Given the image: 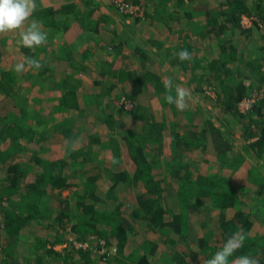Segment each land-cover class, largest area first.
Masks as SVG:
<instances>
[{"label": "trees", "instance_id": "trees-1", "mask_svg": "<svg viewBox=\"0 0 264 264\" xmlns=\"http://www.w3.org/2000/svg\"><path fill=\"white\" fill-rule=\"evenodd\" d=\"M57 1V4L52 2L36 7L31 18L41 22L44 32L55 34L56 37L52 38L49 46H40L35 49L18 46L24 51L25 57L34 59L36 58L33 56V51L36 50L38 53L45 48L46 51L43 50L45 55L48 53L51 58H54L56 65L63 67L62 72H67L65 77L60 79L62 90H54L50 96L51 107L44 108L49 110L51 116H55L57 106L82 108L76 88L78 83L80 85L83 83V77L67 71L72 67L73 57L63 58L58 52L66 43L57 32L67 31L72 21H81L84 24L85 22L81 19L75 0ZM128 1L143 4L145 7L146 4L151 5V12H146L147 17L160 20L164 26L166 24L169 31L177 32L176 42L167 46L164 52L167 62L176 74L172 95H175V86L179 85L190 91L192 100L189 102L188 109L179 111L174 104L169 105L165 102L164 82H156L162 91L160 106L150 112L140 107L136 109V106L129 109L135 117L142 119L144 135L141 138L137 137V134L128 128L126 133L120 136L125 143L123 152L127 157V165L131 166L132 174L117 170L112 175L113 179L119 177L126 181L131 177L135 185L138 181L144 184L146 195L142 198L140 196L138 202H132L131 209H121L119 203L99 209L95 206L100 200L99 195L94 191L97 177L90 173L83 174L86 156L80 153L81 149L66 148L64 144L66 140L63 142L60 138L52 140V145L48 147L38 143L41 134L47 130L63 132L65 137L68 132L76 131L67 130L68 127L62 126V122H59L57 126H50L48 119L40 117L39 112L29 115L28 110L25 111L26 107L20 103L19 90L11 88L15 80L14 67L11 68L4 62L6 61L5 50L10 49L6 46L5 36L0 35V93L9 94L18 106V113L13 121H5L0 115V139L6 137L10 140L8 149L10 153L18 152L24 147L30 149L28 157L30 161L26 168L19 166L17 160L10 158L4 172L8 175L9 181L0 186V252L6 264H46V259L49 257L51 258L49 264L95 263L91 248L79 247L72 251L67 248L57 250L53 245L63 242L65 237L49 238L40 236L36 232L45 220L51 223L56 222L57 228L64 230L63 217L68 216L70 200L60 198L55 201L57 206L50 208L46 202V194L50 192L47 187L59 190L67 188L69 185H74L76 177L79 178L83 187L76 188L74 194L78 199L77 203L81 206V211L88 214L89 218L87 224L80 227V231L75 223L71 231L76 233L77 238H82L85 231L91 227L101 223L106 224L107 243L116 245V251L121 253L119 264H158L152 261L147 253L158 255V260L163 257L169 258L166 264H205V261L220 250L233 233L243 229L247 236L244 245L229 258L230 264H234L237 257L248 255L253 251L259 241L258 238H251L249 235L254 219L251 208L246 203H242L240 196L244 189L240 190L225 184L220 176L219 168H222L224 163L236 162V157L232 153L233 148L224 131L215 126V122L207 116L208 109L198 110L193 102L206 107L205 98L208 97L207 92H210L215 96L212 100L214 104L219 105L220 110L233 112L238 110L237 104L242 98L252 92L255 93L256 89L264 85V43L257 45L252 42L248 50H243L236 45V38L233 37V33H237L235 31L246 33L247 29L243 28L240 22L242 14L254 13L256 16L254 31L260 32V37L264 38V0ZM183 8L186 11L182 15ZM194 12L197 13L196 25L191 24L192 17H196ZM171 21L174 23L171 24ZM84 24L86 36L83 40H86L88 44L82 49V60L92 54L97 47L109 45L105 44L104 36L99 37L100 28L97 22L93 29H89L88 25ZM174 25L176 27L173 28ZM247 32L250 33L249 30ZM93 36L94 38L89 40ZM183 49L191 53L190 61L181 62L178 59L177 53ZM142 64L145 65L143 61ZM45 65L46 72L41 68L38 71L39 75L57 72L56 66L52 63ZM244 67H247L246 71ZM84 68L83 64L75 70L81 71ZM109 72L110 81H107V84L104 81L106 92L121 83L124 96L130 100L141 96L148 76L151 77L150 74H152L150 70L140 73L137 68L127 66L120 69L113 68ZM153 75L155 81H160L156 74ZM155 88L158 89V87ZM102 92L95 94L92 98L90 93L86 92L85 102L99 104L97 101L106 94ZM197 93L199 95L196 96ZM263 105L264 97L251 103L250 108L255 109L258 115L256 120L254 117L251 118V123L245 126L247 132L244 135V138L249 140L247 145L255 148L259 153L264 151ZM112 112L113 110H109V117L106 119L109 126ZM241 113L239 111V114ZM82 130L86 131L85 128ZM166 130L170 132V135L167 150L164 153L162 148ZM24 137L25 146L20 144L19 140ZM110 137V144L114 146L113 153L120 154V148L115 144L116 139L112 138L113 136ZM98 140L91 138L92 142ZM149 141H155L156 145L150 151L156 149L158 151L147 152ZM54 145L61 148L60 153L50 154L55 149ZM91 152L88 150V156L92 155ZM5 155L8 156L7 153ZM192 158L195 159L193 164ZM72 166H74L73 169L76 168L75 171L70 172ZM30 168L35 174L27 179V171ZM165 179L171 180L176 186L179 205V210L176 212L171 211L163 201L164 188L160 181ZM259 179L260 182L256 184L262 186L263 178ZM111 192V188L105 190L107 197L113 198ZM259 194L255 192L249 196L258 199L257 205L252 209H256L254 210L256 213L253 214L255 218H259V224L263 226L261 235H264V195L260 197ZM129 195L131 194L127 197ZM85 196H89V201L84 199ZM128 198L133 199V197ZM238 201L239 205H236ZM206 205L207 207H204ZM194 213L205 214L199 217L202 233L196 237L189 236L188 233L189 217L190 214L194 216ZM139 222L147 226V234H143L142 239H139L143 250L138 252L139 248H135L132 251L135 259L126 262L122 250L126 242L139 232L133 228V225ZM96 231L101 234L98 230ZM159 231L164 235L161 243L166 244L167 248L172 246L173 252L162 254L165 249H161L159 253L160 243L154 238V234ZM20 246L25 250L21 252ZM74 253H78L80 259H74ZM99 256L96 252L94 257L97 260ZM129 257H132V254ZM54 259L55 263L52 262Z\"/></svg>", "mask_w": 264, "mask_h": 264}, {"label": "rangeland", "instance_id": "rangeland-1", "mask_svg": "<svg viewBox=\"0 0 264 264\" xmlns=\"http://www.w3.org/2000/svg\"><path fill=\"white\" fill-rule=\"evenodd\" d=\"M35 2L36 7H38L42 4H49L52 2L57 4L58 1L35 0ZM75 2L79 7L81 19L85 24L81 21L70 20L72 22L67 31L63 32L59 30L57 32L61 34V37L66 43L58 52L63 58L72 56V67L67 71L77 73L79 76L83 77V83L81 85L78 83L76 88L82 108L74 109L57 106V109L54 112L55 116H51L49 110L44 109L51 107L50 96L54 90H62V81L60 79L67 74V72H62L63 67L61 65H56L54 58H51L48 53H46L47 56L45 55V48L43 49L45 51L40 50L38 53L34 50L33 56L41 62L44 71L46 67L45 64L52 63L56 66L57 72L55 71L54 74L44 73L43 75H39L38 71L33 70L25 71L22 74L14 72L15 80L12 82L11 88L12 90H19V94L21 95L20 103L26 107L25 111L28 110L29 115H32L34 112H39L38 115H40V117H46L48 119V122L51 123L50 126H57L59 122H62V126L68 127L67 130L72 129L73 131H76L68 132L66 135L67 137H65L63 132H52L51 130H47L41 134L42 136L38 139V143H43L42 145L44 147H48L52 145V140L60 138L63 142L66 140V143H64L66 148L81 149L80 153H83L86 156V162L84 163V169L82 170L83 174L90 173L97 177L94 191L97 192L100 200L96 202L95 206L99 209L104 206L111 207V205L119 203L121 209H131L130 205L132 202H138L140 196L142 198L146 195V189L141 181H138L135 185L131 177L126 181L121 180L119 177L113 179L112 174L117 170H124L130 175L132 174L131 166L127 165V157L123 152L125 149V143L120 136L125 134L127 129L130 128L132 132L137 134V137L140 136L141 138L142 135H144L142 132V119L135 117L134 113L129 109L135 106L136 109H139L140 107L149 112L156 109L160 106V99L162 98V91L156 82H164L168 77L172 78V83L175 82V71L167 62L168 59L165 57L164 52L167 46L176 42L177 32L169 31L166 24L164 26L160 20H155L153 17H147L146 12H151V5L146 4L145 7V5L140 4L142 10L139 7L134 14L124 12L118 7L119 4L117 3V0H75ZM167 9H169V7ZM181 10V14L183 15V12L186 10H184V8ZM196 14L197 13L194 12L195 16ZM243 15H247L248 18L242 22ZM242 16L240 19V22L243 25L242 27L249 30L250 33H248L247 30L246 33L235 31L237 33H233V37L236 38V45L240 46L243 50H248L252 42H255L257 45L263 44L264 38L260 37V32L254 31V23L256 21L255 14L246 13L242 14ZM134 17H139L141 19L135 20ZM95 22H97V26L100 28L98 30L99 37L104 36L105 44L108 43L109 45H101L99 48L97 47L92 54L82 60V49L88 44L86 40H83L86 36V29L83 27V24L86 26L88 25L89 29H93ZM196 22L197 16H193L191 24L196 25ZM173 23L174 22L171 21V24ZM174 27H176V25H174L173 28ZM113 29L114 31H112ZM2 36H5L6 46L10 49L5 50L6 61L4 62L6 65L13 68L17 62H21L25 58L24 51L18 47L20 46L17 43L18 33H7ZM47 36V42L43 44L42 47L49 46L52 38L55 39L56 37L55 34H49L48 31ZM93 38L94 36L90 37L89 40ZM11 41L12 43H10ZM134 47H136V49ZM142 61L145 65L142 64ZM83 64L85 65L84 69L81 71L75 70ZM126 66L129 68H137L140 73L145 70H150L152 73L150 74L151 77L148 76L143 93L139 98L134 100H130L124 96L121 83L115 85V87L111 88L109 92H106L105 90V85L110 81L109 70L113 68L120 69ZM246 68L247 67H244V71H246ZM153 74H156L160 81H155ZM104 81H106V84ZM155 87H158V89ZM102 91L106 92V94L97 101L99 104L85 102L86 92H89L92 98L95 94ZM207 94L208 97L205 98L206 107L198 102H193V105L201 111H205L207 108V116L215 122V126L224 131L225 136L228 138L229 144L233 148L232 153L236 157V162L222 163V168H219L221 169L220 176L225 181V184L232 185L234 188L240 190L244 189V192L241 191L240 197L243 201L242 203H246L251 208L252 217L254 219V225L251 227L249 235L251 238H258L259 242L263 241L264 244V235H261V229H263V226L259 224V218H255V215L253 214L256 213V209H252L257 205L258 199L250 197L251 194L255 192H259L260 197L262 194L264 195V151L259 153L255 148L247 145L249 140L244 138V135L247 132L245 126L251 123V118L254 117L256 120L258 115L255 109L252 110L250 108V105L256 99L264 97V85H261L260 88L256 89L255 93L252 92L238 102L237 106L238 110L242 112L241 114H239L238 110H234L233 112H224L220 110L218 108L219 105H217V103L214 104L212 100L215 96L210 94V92H207ZM197 95L199 94L197 93L196 96ZM191 101L192 100H190V102ZM109 110H113L109 119L110 126L106 121L109 117ZM17 113L18 106L15 105L11 96L7 93H0V115L5 121H13ZM78 128H85L86 131ZM165 133L162 148L164 153H166L167 150L170 132L166 130ZM110 136H113L112 138L116 139L115 144L120 148V154L115 155L113 153L114 146H111L110 144ZM91 138L99 140L92 142L93 140L91 141ZM19 140L20 144L25 146V137L20 138ZM46 140L48 146L45 145ZM154 142L149 141L147 143V152L153 153L154 151H158V149L150 151L156 147ZM9 148L10 140L6 139V137L1 138L0 186L9 181L8 175H5L4 172L10 158L14 161L17 160L19 162L18 165L22 167L28 165L30 161L28 160L30 152L28 147H24L20 151L14 153H10L8 151ZM53 148L55 149L52 150L50 154L60 153L61 148H58L55 145ZM88 150L92 151L91 156H88ZM5 153H7L8 156H6ZM210 156L212 157V154ZM113 157L119 161L118 164L111 163ZM194 161L195 159L192 158L191 163L193 164ZM73 167L74 166L70 169V172L75 171L76 167L74 169ZM34 174V170L30 168L27 171L26 178L29 179L33 177ZM260 177L263 178V182H261L262 186L256 184L257 182H260ZM75 180L77 183L74 182V185H69L67 188L61 190L58 188L49 189L50 187H47L50 192L46 194V202H48L50 208L56 207L57 204L55 201L60 198L68 201L70 200L68 216L63 217L64 230H59L56 222L51 223L49 220H45L43 221V225L41 227L39 226L36 232L40 236L49 238L58 236L65 237L63 242H58L53 245L57 250L67 248L72 251L74 248L79 247L85 249L91 248L93 255L92 259L95 262L94 264H119L121 262V253L116 251V245H110L107 243L106 234L108 232V227L106 224L103 225L101 223L96 227H91L89 230L85 231L82 238H77L75 236L76 233L71 231L74 223L80 231V227L85 226L89 218L88 214L81 211V206L77 203L78 199L74 194V190H76V188L80 189V187H83V184L80 183L78 177H76ZM20 183L23 185V181ZM160 184L164 188L162 195L163 201L166 202V205L171 211H178L179 205L176 186L171 180L167 181L166 179L160 181ZM107 188H111V196H113V198L110 196L107 197L105 194ZM128 194H131L128 197H133V199H129L127 197ZM29 197L31 198V196ZM16 198L18 199V196H16ZM84 199L89 201V196H85ZM24 201L28 202L26 199H24ZM236 205H239V201ZM204 207H207V205ZM204 215V213H194V216L190 214V227L188 229L189 236L196 237L202 233V229L199 225V217ZM28 225H30V223ZM133 228L139 230V232L136 236H132L130 240L126 242L122 250V254H125L126 262L135 259V254L132 253L135 248H139L138 252L143 250L140 246L139 239H142L141 237L143 234H147V226L142 224V222L134 224ZM163 237L164 235L160 231L154 234V238L160 243L161 248L158 249L159 253L161 249H165L162 254L173 252L172 246L167 248L166 244L161 243ZM23 250H25V248L23 249L21 247L20 251L22 252ZM96 252L100 255L97 260L94 257ZM131 254L132 257H129ZM147 254L152 261H156L158 264H166L169 259L163 257L158 260V255L154 256L150 253ZM248 255L258 259L259 264H264V248L260 247L257 252L251 251ZM74 259H80L78 253H74ZM50 261L51 258H47L46 264H49ZM52 262L55 263V259L52 260ZM0 264H6L3 261L2 252H0Z\"/></svg>", "mask_w": 264, "mask_h": 264}, {"label": "clouds", "instance_id": "clouds-1", "mask_svg": "<svg viewBox=\"0 0 264 264\" xmlns=\"http://www.w3.org/2000/svg\"><path fill=\"white\" fill-rule=\"evenodd\" d=\"M36 10L35 0H0V35L18 33L17 43L24 48L35 49L47 42V33L42 30L41 22L31 19ZM178 59L191 60V53L187 49L177 53ZM43 65L37 59L25 57L23 61L14 65V72L22 74L25 71H39ZM166 94L164 100L167 104H174L179 111H185L190 107L191 93L189 90L175 86V95H172V78L164 80ZM112 164L119 161L113 157ZM247 236L243 229L233 233L223 246L214 255L205 261V264H230L229 258L243 247ZM234 264H259L258 259L249 255H242L235 259Z\"/></svg>", "mask_w": 264, "mask_h": 264}, {"label": "built area", "instance_id": "built-area-1", "mask_svg": "<svg viewBox=\"0 0 264 264\" xmlns=\"http://www.w3.org/2000/svg\"><path fill=\"white\" fill-rule=\"evenodd\" d=\"M117 3L119 4L118 7H120L124 12L126 13H134L136 10L140 7L142 10V7L139 3L130 2L128 0H117ZM248 18L247 15L242 16V22L245 21ZM251 23V22H250Z\"/></svg>", "mask_w": 264, "mask_h": 264}, {"label": "crops", "instance_id": "crops-1", "mask_svg": "<svg viewBox=\"0 0 264 264\" xmlns=\"http://www.w3.org/2000/svg\"><path fill=\"white\" fill-rule=\"evenodd\" d=\"M43 137H44V136H43ZM45 143H46V144H45ZM45 143H44V144L48 146L47 140L45 141ZM42 144H43V143H42ZM261 244H262V245H261ZM260 247H261V248H264L263 241H262V242H259V241H258V242H257V245L255 246V248H254L253 251H254V252H257V251L259 250Z\"/></svg>", "mask_w": 264, "mask_h": 264}]
</instances>
